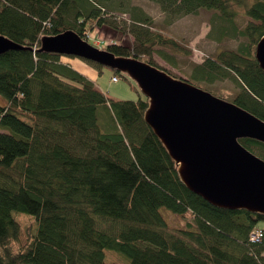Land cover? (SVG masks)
<instances>
[{
  "label": "trees",
  "instance_id": "trees-1",
  "mask_svg": "<svg viewBox=\"0 0 264 264\" xmlns=\"http://www.w3.org/2000/svg\"><path fill=\"white\" fill-rule=\"evenodd\" d=\"M151 1L168 25L215 10L217 40L245 39L193 64L186 79L205 89L232 82L233 93L223 95L264 120V71L255 58L264 0ZM114 12L130 16L123 31L133 40L102 48L182 77L153 55L175 63L164 48L191 51L131 0H0V35L23 46L0 54V264H120L108 251L131 264H264V216L215 207L182 183L145 121L149 101L135 82L137 100L113 99L72 66L75 56L38 51L46 35L72 29L88 40L98 27H117ZM240 142L264 159V143ZM14 211L33 222L23 224ZM256 230L259 242L251 240Z\"/></svg>",
  "mask_w": 264,
  "mask_h": 264
},
{
  "label": "water",
  "instance_id": "water-1",
  "mask_svg": "<svg viewBox=\"0 0 264 264\" xmlns=\"http://www.w3.org/2000/svg\"><path fill=\"white\" fill-rule=\"evenodd\" d=\"M22 47L0 35V54ZM38 51L80 57L132 79L149 101L145 121L182 183L215 207L264 216V159L240 142L264 143L263 119L164 68L98 48L72 29L41 37ZM255 58L264 71V35Z\"/></svg>",
  "mask_w": 264,
  "mask_h": 264
},
{
  "label": "rangeland",
  "instance_id": "rangeland-1",
  "mask_svg": "<svg viewBox=\"0 0 264 264\" xmlns=\"http://www.w3.org/2000/svg\"><path fill=\"white\" fill-rule=\"evenodd\" d=\"M133 5H138L142 7L147 13H149L155 22V28L161 31L166 32L170 36L177 39L183 45H186L187 49L191 51L190 54H185L177 52L171 48H164V51L171 55L175 61V63H171L160 56L158 52L154 53L153 59L160 63L167 69L174 71L175 73L181 75L183 78H188L190 74L193 64L201 63L207 58L209 55H215L220 50L224 49H235L239 46L241 42L245 39L240 37L237 39L234 38H226L223 41L217 40L219 36V29H216L218 22H220L217 12L215 10H207L201 9L197 14L184 16L172 24L168 25L165 22L166 15L161 10L160 6L151 1V0H131ZM118 14L113 20L116 21L114 26H102L98 27L95 31L88 36V41L98 47L102 48L108 42L110 43H124L127 45H131L133 38L127 34L125 29L129 26L130 16L128 14H120L121 12H114ZM122 17V19H120ZM127 20V22L122 21ZM247 22V17L245 15H239V17L235 20V23L240 27L245 25ZM216 24V25H215ZM124 30V31H123ZM104 49V48H103ZM71 59H77L79 61H75L74 67L79 70L81 73L87 75L90 79L94 80L97 86H99L103 91L107 93V95L113 99H130L137 100L139 98V93L134 87V81L129 77H117L118 81H113L112 77L114 75V70L109 67H102V72L93 66H91L94 70L87 68L89 63L87 61L82 60L80 57H70ZM87 65V66H86ZM89 67V66H88ZM79 68V69H78ZM92 71V72H91ZM133 81V82H131ZM134 83V84H133ZM207 90L213 92V94L227 98L228 100H232V96H226L223 94H232L234 90V84L230 81H221L216 82L214 84H207ZM6 98L0 94V104L5 103ZM14 216L19 219L23 224H30L33 222V217L30 214L14 211ZM163 214L168 218L169 211L164 210ZM174 223H178L179 219L176 216H173L171 219ZM264 226V222L260 221L258 223V227L261 228ZM110 253V257L107 254L108 260H115L120 264H131L130 260L127 256L114 253L108 251ZM113 253L115 256H113Z\"/></svg>",
  "mask_w": 264,
  "mask_h": 264
},
{
  "label": "built area",
  "instance_id": "built-area-1",
  "mask_svg": "<svg viewBox=\"0 0 264 264\" xmlns=\"http://www.w3.org/2000/svg\"><path fill=\"white\" fill-rule=\"evenodd\" d=\"M112 80L116 82V81H118V78L113 77ZM261 235H262V232L260 230H256L252 233L251 240L253 242H259L261 240Z\"/></svg>",
  "mask_w": 264,
  "mask_h": 264
},
{
  "label": "crops",
  "instance_id": "crops-1",
  "mask_svg": "<svg viewBox=\"0 0 264 264\" xmlns=\"http://www.w3.org/2000/svg\"><path fill=\"white\" fill-rule=\"evenodd\" d=\"M68 60L70 61V63L72 64L73 67H76V66L74 65V62H75V61H76V62L79 61V60H77V59H71V58H69ZM86 66H87V65H86ZM88 66H89V67H88ZM88 66H87V68H89V69L91 68L92 70H94V69L91 67L92 65L89 64ZM76 68H77V67H76ZM78 69H79V68H78ZM91 69H90V70H91ZM91 72H92V71H91ZM86 76H87V75H86ZM87 77H88V76H87Z\"/></svg>",
  "mask_w": 264,
  "mask_h": 264
}]
</instances>
